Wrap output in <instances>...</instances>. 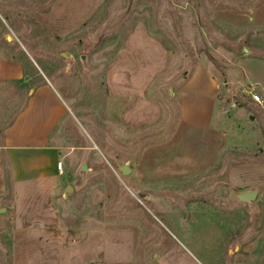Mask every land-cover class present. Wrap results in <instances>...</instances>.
<instances>
[{
  "label": "rangeland",
  "instance_id": "rangeland-1",
  "mask_svg": "<svg viewBox=\"0 0 264 264\" xmlns=\"http://www.w3.org/2000/svg\"><path fill=\"white\" fill-rule=\"evenodd\" d=\"M3 31L68 118L53 174L5 169L0 264H264V0H0Z\"/></svg>",
  "mask_w": 264,
  "mask_h": 264
},
{
  "label": "crops",
  "instance_id": "crops-1",
  "mask_svg": "<svg viewBox=\"0 0 264 264\" xmlns=\"http://www.w3.org/2000/svg\"><path fill=\"white\" fill-rule=\"evenodd\" d=\"M7 36L6 31L0 33V197L6 193V167L14 183L55 172V138L68 118V105L50 82L38 86L29 83L18 46ZM214 75L213 69L199 67L189 81L190 87L208 89L202 101L209 104L220 88V79ZM4 103L12 106L5 115L1 112ZM196 119L193 113L190 120L195 125Z\"/></svg>",
  "mask_w": 264,
  "mask_h": 264
},
{
  "label": "water",
  "instance_id": "water-1",
  "mask_svg": "<svg viewBox=\"0 0 264 264\" xmlns=\"http://www.w3.org/2000/svg\"><path fill=\"white\" fill-rule=\"evenodd\" d=\"M7 37H8V39H11L10 35H8ZM120 170L123 174H126L130 171V169L128 167H126L125 165L120 166ZM67 191H72L71 187H69L67 189ZM235 193H236L238 199L243 201V202H251V201L255 200L257 197V191L256 190H250V191L235 190Z\"/></svg>",
  "mask_w": 264,
  "mask_h": 264
},
{
  "label": "built area",
  "instance_id": "built-area-1",
  "mask_svg": "<svg viewBox=\"0 0 264 264\" xmlns=\"http://www.w3.org/2000/svg\"><path fill=\"white\" fill-rule=\"evenodd\" d=\"M250 92H251V96H252V98H253L255 101H257V102H260V99H259L258 94L254 93L252 90H250ZM61 167H62V165L59 164V165H58V168H61Z\"/></svg>",
  "mask_w": 264,
  "mask_h": 264
}]
</instances>
